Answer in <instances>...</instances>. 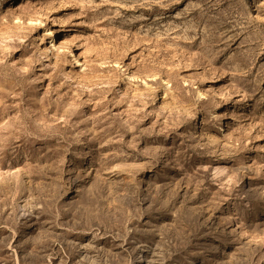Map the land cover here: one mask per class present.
<instances>
[{
  "label": "rangeland",
  "instance_id": "obj_1",
  "mask_svg": "<svg viewBox=\"0 0 264 264\" xmlns=\"http://www.w3.org/2000/svg\"><path fill=\"white\" fill-rule=\"evenodd\" d=\"M0 264H264V0H0Z\"/></svg>",
  "mask_w": 264,
  "mask_h": 264
},
{
  "label": "bare ground",
  "instance_id": "obj_2",
  "mask_svg": "<svg viewBox=\"0 0 264 264\" xmlns=\"http://www.w3.org/2000/svg\"><path fill=\"white\" fill-rule=\"evenodd\" d=\"M36 13L41 17V18L39 17V18L36 19V20H39L40 23H43L45 21V20H43L44 18L45 19H48V16H46L44 13L39 12V11H37ZM49 33L51 34L52 32H49ZM53 42L54 41H52V47H53V49L52 48H47V49L50 50L53 53L54 56H57L58 55V51H59L60 48H64V47L73 48V44H74L73 41L70 40V39H68V38L65 40V43H61L59 45V47H57L56 45H54ZM54 49L56 51H54ZM201 94L203 95L204 93L201 92Z\"/></svg>",
  "mask_w": 264,
  "mask_h": 264
}]
</instances>
